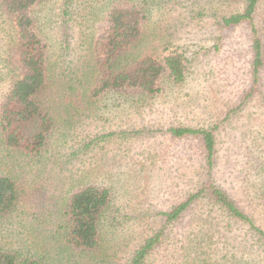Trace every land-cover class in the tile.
<instances>
[{
	"label": "rangeland",
	"instance_id": "obj_1",
	"mask_svg": "<svg viewBox=\"0 0 264 264\" xmlns=\"http://www.w3.org/2000/svg\"><path fill=\"white\" fill-rule=\"evenodd\" d=\"M110 4L45 0L31 9L36 31L48 44L49 89L41 99L54 114L55 128L49 159L22 158L20 169H13L20 186L18 208L0 223V246H30L35 237L31 213L57 211L72 187L99 184L111 190L109 213L119 236L106 242L115 251L107 260L125 264L135 245L161 227L159 213L210 179L246 220L202 194L165 227L148 262L264 264V211L256 196L264 177V100L255 94L237 108L251 85L249 28L219 25L220 18L242 11L245 0H146L141 34L122 60L160 59L173 49L189 60L181 83L161 80L160 91L146 102H114L74 90L89 76L84 77L91 61L88 41L104 26ZM257 14L264 46V0ZM13 37V25L0 10V97L11 73L6 58ZM258 89L264 95V66ZM176 126L213 127L211 170L198 138L176 139L166 132Z\"/></svg>",
	"mask_w": 264,
	"mask_h": 264
},
{
	"label": "trees",
	"instance_id": "obj_2",
	"mask_svg": "<svg viewBox=\"0 0 264 264\" xmlns=\"http://www.w3.org/2000/svg\"><path fill=\"white\" fill-rule=\"evenodd\" d=\"M42 1L45 0H0V10L9 17L15 33L6 58L11 73L7 75V88L0 97V223L18 208L20 186L16 170H13L20 169L23 162L18 160L28 158L41 162L44 161L42 157L49 159V143L55 128L54 114L46 98L44 101L41 99L49 89L48 44L36 31L30 14L32 7ZM260 1L245 0L242 11L219 20L222 28L241 24L249 28L251 85L237 108L244 106L255 94L264 100L258 89L264 66V46L260 29L255 24ZM145 3L146 0H111L104 26L88 41L91 61L84 73V77L89 73L86 83L79 81L76 89L69 83V88L77 94L81 91L85 96L96 99L110 96L114 102H146L160 91L161 80L169 79L173 83L184 80L189 60L179 49L170 50L160 59L145 55L136 60H122L126 49L141 34L146 18ZM166 132L176 139L198 138L207 169H212L213 127L176 126L168 127ZM14 154L20 158L15 159ZM202 194L229 215L246 220L227 193L207 179L201 188L183 201L159 213L161 227L135 245L125 264H151L147 257L161 242L165 227L178 220L193 200ZM256 196L264 211V177L256 187ZM110 201L108 186L82 184L72 187L66 192L61 209L39 210L40 213L29 215L34 223L30 232L35 235L30 246L24 249L0 246V264H110L107 259L115 251L111 246L106 247V242L119 237L115 233L116 219L109 213Z\"/></svg>",
	"mask_w": 264,
	"mask_h": 264
}]
</instances>
